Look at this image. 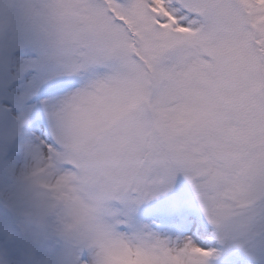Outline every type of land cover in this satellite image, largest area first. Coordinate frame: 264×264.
I'll list each match as a JSON object with an SVG mask.
<instances>
[{"label":"snow or ice","instance_id":"6c2138e0","mask_svg":"<svg viewBox=\"0 0 264 264\" xmlns=\"http://www.w3.org/2000/svg\"><path fill=\"white\" fill-rule=\"evenodd\" d=\"M105 207L73 264H264V0H25L0 21V152Z\"/></svg>","mask_w":264,"mask_h":264},{"label":"rangeland","instance_id":"374dc122","mask_svg":"<svg viewBox=\"0 0 264 264\" xmlns=\"http://www.w3.org/2000/svg\"><path fill=\"white\" fill-rule=\"evenodd\" d=\"M25 0H0V21L19 14V5ZM36 161L28 152L18 150L15 154L0 152V248L8 252L12 264H73L78 250V237L57 234L58 218L63 215L57 207L45 235L34 238L16 230L17 218L13 206L21 200L20 180L35 166ZM16 231L13 239L8 231Z\"/></svg>","mask_w":264,"mask_h":264},{"label":"clouds","instance_id":"9594fccd","mask_svg":"<svg viewBox=\"0 0 264 264\" xmlns=\"http://www.w3.org/2000/svg\"><path fill=\"white\" fill-rule=\"evenodd\" d=\"M60 176L53 169L38 171L32 169L20 180L21 200L13 206L17 218L16 230L34 238L45 235L49 228L50 217L59 207L63 215L58 218L57 234L70 236L81 225L90 221L105 207L99 198L87 202L78 200L66 188L58 186ZM16 231H8L7 238L13 239ZM0 264H12L8 252L0 248Z\"/></svg>","mask_w":264,"mask_h":264},{"label":"bare ground","instance_id":"6f19581e","mask_svg":"<svg viewBox=\"0 0 264 264\" xmlns=\"http://www.w3.org/2000/svg\"><path fill=\"white\" fill-rule=\"evenodd\" d=\"M2 230L0 229V232H1Z\"/></svg>","mask_w":264,"mask_h":264}]
</instances>
